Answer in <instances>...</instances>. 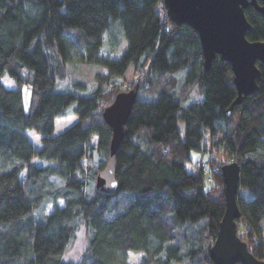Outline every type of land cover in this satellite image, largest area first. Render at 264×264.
<instances>
[{"label": "trees", "instance_id": "16d2710c", "mask_svg": "<svg viewBox=\"0 0 264 264\" xmlns=\"http://www.w3.org/2000/svg\"><path fill=\"white\" fill-rule=\"evenodd\" d=\"M162 2L0 0V264H129L128 252L144 253L136 264H213L230 162L240 167L237 235L264 261V65L256 93L228 116L230 65L216 58L205 71L197 34L161 17ZM245 16L246 39L264 41L262 16ZM115 27L127 41L119 57L101 49ZM119 80L138 95L105 193L95 188L111 137L102 113ZM68 112L76 123L54 136ZM26 130L41 135L39 150ZM192 151L208 155L193 174ZM80 231L86 248L64 263Z\"/></svg>", "mask_w": 264, "mask_h": 264}, {"label": "water", "instance_id": "95a60500", "mask_svg": "<svg viewBox=\"0 0 264 264\" xmlns=\"http://www.w3.org/2000/svg\"><path fill=\"white\" fill-rule=\"evenodd\" d=\"M163 8L170 22L185 25L198 36L204 69L219 58L231 67L232 82L237 97L227 110L231 113L244 98L258 90L261 80L259 65H264V41L250 42L247 32L252 30L245 16V9L253 7L264 19V0H163ZM138 95V85L119 92L112 103L104 108L102 116L111 132L106 167L97 174L95 188L105 193L113 192L115 160L127 134V121ZM225 210L218 226L214 242L209 250L213 264H264L248 250V246L237 235L240 210L237 203L240 167L235 162L222 166L220 170Z\"/></svg>", "mask_w": 264, "mask_h": 264}, {"label": "rangeland", "instance_id": "374dc122", "mask_svg": "<svg viewBox=\"0 0 264 264\" xmlns=\"http://www.w3.org/2000/svg\"><path fill=\"white\" fill-rule=\"evenodd\" d=\"M158 10H159V14L161 17L166 16V11L164 10L162 3L159 4ZM102 39H103L102 46H101L102 52L113 54L116 57H119L121 55V53L125 50L126 45H127V41H126L124 35L120 34L117 27H115L111 31V33L108 31H105L102 35ZM135 79H133V80L135 81ZM1 82L3 83V85L7 89H16L15 82L7 74H4L2 76ZM117 85H118L117 87H119V89H121L122 92L127 91V90H125L127 87V84H124L121 80L118 81ZM22 94H23L24 109H27L28 101H29V89L24 87L22 89ZM76 121H77V117L71 112H68L64 116L55 117L54 118L53 135L54 136L59 135L60 133L65 131L67 128L72 126L74 123H76ZM179 132H180L181 136H183L182 122L179 123ZM25 135H26L28 141L30 142V144L32 145V148L34 150L37 151L41 148L42 142H41V135L40 134L36 133L34 130H26ZM190 158H191V163H188L186 165V170L188 173H191V174L197 172V167L195 166V164H199L202 161H204V162L208 161V155L207 154H203V153H200L197 151H192L190 153ZM45 164L46 163H43V165H45ZM85 248H86V242L84 239V235L80 231L77 235V240H76L75 246L72 248V250L70 252L66 253L63 256L62 261L64 263H68V262L77 263L79 261V259L81 258ZM143 255H144V253H142V252L137 253V254L134 252H128V254H127L128 263L129 264H136V262L139 260V258Z\"/></svg>", "mask_w": 264, "mask_h": 264}, {"label": "built area", "instance_id": "2783aa9c", "mask_svg": "<svg viewBox=\"0 0 264 264\" xmlns=\"http://www.w3.org/2000/svg\"><path fill=\"white\" fill-rule=\"evenodd\" d=\"M205 167V166H204Z\"/></svg>", "mask_w": 264, "mask_h": 264}]
</instances>
